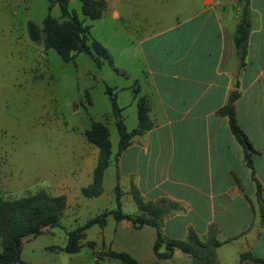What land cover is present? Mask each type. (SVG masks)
<instances>
[{
	"label": "crops",
	"instance_id": "obj_1",
	"mask_svg": "<svg viewBox=\"0 0 264 264\" xmlns=\"http://www.w3.org/2000/svg\"><path fill=\"white\" fill-rule=\"evenodd\" d=\"M105 2V11L93 21L90 33L110 55L118 73L111 69L113 77L105 76L99 68L91 76L95 83L91 89L103 90L105 83L114 88L117 99L122 91L131 93L130 103L118 106L124 123L126 108L136 107L137 117V101L144 99L152 127L134 136L116 161L110 141L111 160L103 173L101 193L86 197L82 190L91 185L98 159V149L86 137L92 120L88 129L80 132L83 141L73 159L71 179L53 180L43 190L50 197L65 199L60 227L44 228L40 235L24 238L20 259L28 264H123L110 258L96 260L94 252L111 250L128 254L140 264H194L179 250L169 259L158 260L153 252L154 227L136 228L127 220L115 221L111 215L102 228L95 225L84 232L85 242L78 252L58 250L66 244V232L115 208L118 185L124 214L144 213L133 201V190L145 204L165 211L159 219L164 241H186L191 230L202 241L213 235L220 243L214 249L217 264H238L243 253L264 260V214L257 193L258 184L264 200V0H248L251 26L242 68L233 36L243 0ZM9 73L10 60L0 56V77L6 89ZM232 92L238 95L233 103L236 122L253 149L252 168L246 164L227 117L219 113ZM13 155L7 165L0 160L3 200L37 192L27 194L28 188L21 189L19 177L14 180L18 153ZM15 196L20 197L12 198ZM80 198H84L81 203ZM88 207H97V212L82 219L80 212ZM56 229L63 234L61 244L36 248L37 238L54 235ZM87 243H94V249ZM52 247L55 249L49 250ZM165 251L163 243L159 252Z\"/></svg>",
	"mask_w": 264,
	"mask_h": 264
},
{
	"label": "rangeland",
	"instance_id": "obj_2",
	"mask_svg": "<svg viewBox=\"0 0 264 264\" xmlns=\"http://www.w3.org/2000/svg\"><path fill=\"white\" fill-rule=\"evenodd\" d=\"M67 8L84 24L91 27L94 23L82 14L79 0H69ZM48 15L62 21L59 7L49 11L47 0H0V56L10 60L7 89L0 77V160L7 165L15 158L14 151L18 153V164L13 166L18 169H13L12 176L14 180L19 177L23 182L21 189L28 188L27 194L46 191L53 180L57 183L61 178L71 179L75 168L73 159L83 141L80 132L88 129L92 120L106 124L115 153L119 138L115 120L110 116L108 95L101 88L91 89L95 85L91 76L98 72L91 58L80 54L64 63L54 50L45 51L28 38L27 23L41 27ZM111 36L120 40L116 33ZM101 74L114 75L106 64L101 67ZM86 92L92 97L91 103L85 98ZM131 98L130 92L122 91L116 103L127 106ZM125 116L124 125L136 127V107H127ZM108 183L109 175L104 180L105 186ZM0 198L5 197L0 194ZM96 208L81 211V218L91 216L97 212ZM125 210L130 212L127 205ZM62 240V232L56 229L54 235L37 238L36 248L43 244L59 245ZM26 255L27 248L23 252V256Z\"/></svg>",
	"mask_w": 264,
	"mask_h": 264
},
{
	"label": "trees",
	"instance_id": "obj_3",
	"mask_svg": "<svg viewBox=\"0 0 264 264\" xmlns=\"http://www.w3.org/2000/svg\"><path fill=\"white\" fill-rule=\"evenodd\" d=\"M68 1L47 0L49 11L55 6L59 7L62 21L60 22L48 15L44 18L41 27H38L33 22H28V38L32 42L41 45L45 51L54 50L64 63L71 62L77 55L84 54L91 58L98 69L104 63H107L113 71L118 73L105 48L92 38L90 25H86L83 21L78 20L75 13L68 10ZM79 2L82 14L92 21L99 19L105 11V0H79ZM250 26L248 0H243L240 19L233 36L234 49L240 60V68L244 66ZM103 91L108 95L111 105L110 116L115 120L114 124L119 137L117 152L114 156V160L116 161L119 154L130 145L131 139L150 130L152 123L147 114L148 109L145 100L139 99L137 101V127L131 131H127L121 117L122 110L116 103L117 95L114 92V88L104 83ZM133 93L135 94L136 91ZM237 96L236 92H232L228 103L219 113L227 117L232 134L243 148L246 164L249 168H252L251 156L253 149L235 119L233 103ZM85 98L90 103L88 93H85ZM86 137L98 149V159L93 181L91 185L82 190V193L86 197H96L101 193L103 173L111 160V144L106 124L92 121L89 130L86 132ZM257 193L261 202V212L264 214V200H262L261 188L258 184ZM131 196L138 210L145 214L141 213L136 216L124 214L121 209V191L119 186L116 185L115 208L113 210H105L77 229L66 232V244L63 248H58V250L67 254L78 252L81 248L84 232L95 225L102 228L106 224L107 216L111 215L115 221L127 220L136 228L144 225L154 227L156 229V241L153 245V252L158 260L169 259L174 250H179L189 255L194 264H217L214 260V249L220 243L213 235H210L206 241H202L190 230L186 241H164L159 231V219L165 211L152 204H145L139 193L135 190L131 192ZM64 207L65 199L63 197H50L43 190L16 200H3L0 198V264H28L20 259L22 240L26 237L40 235L44 228L60 227V219ZM163 243L165 244L166 251L160 253L159 249ZM86 245L94 249V243H87ZM54 249L53 247L49 248V250ZM94 254L97 261L103 258H110L116 259L123 264H140L128 254L121 252L107 250L105 252H94ZM248 261L264 264L263 259L254 258L250 253L241 254L238 264H244Z\"/></svg>",
	"mask_w": 264,
	"mask_h": 264
}]
</instances>
